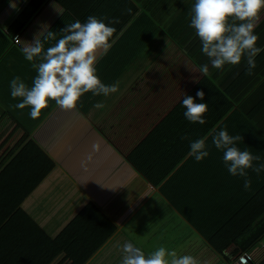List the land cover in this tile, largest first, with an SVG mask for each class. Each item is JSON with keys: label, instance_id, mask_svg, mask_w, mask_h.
Masks as SVG:
<instances>
[{"label": "crops", "instance_id": "1", "mask_svg": "<svg viewBox=\"0 0 264 264\" xmlns=\"http://www.w3.org/2000/svg\"><path fill=\"white\" fill-rule=\"evenodd\" d=\"M14 2L17 8L0 0V264H82L117 230L147 254L163 246L194 256L200 264L235 263L245 253L249 231L218 253L154 183L184 164L185 154L174 152L173 142L197 140L187 131L194 125L198 134L197 123L180 121L186 111L183 98L203 75L195 63L173 58V47L160 58H129L144 60L141 69L137 62L139 71L128 59L101 58L98 75L105 84L119 81V95L87 93L70 111L52 102L40 118L32 119L30 109L15 108L19 101L10 95L13 78L31 85L37 74L23 55V44L45 28L59 38L67 25L55 24L62 9L49 2L19 33L17 43L8 30L30 0ZM63 2L77 12L75 0ZM54 43L46 42L45 48ZM97 102L106 106L98 109ZM178 106L183 115L173 117ZM94 143L98 152L92 150ZM201 163L196 161L197 171ZM184 170L183 180L181 175L169 180L174 188L189 181ZM213 175L218 178L209 185L195 172L192 187L184 190L192 212L228 206L234 198L229 189L241 185L237 180L244 183L227 169ZM248 252L252 264H264V237Z\"/></svg>", "mask_w": 264, "mask_h": 264}, {"label": "trees", "instance_id": "2", "mask_svg": "<svg viewBox=\"0 0 264 264\" xmlns=\"http://www.w3.org/2000/svg\"><path fill=\"white\" fill-rule=\"evenodd\" d=\"M49 2L62 9L55 21L59 26H66L76 20L86 22L88 16L101 19L107 17L105 23H109L112 18L119 19V23L109 25L116 29L114 35L119 38L107 53H103L102 58L128 59L134 65L131 68L139 71L137 62H140L138 66L141 69L144 58H160L173 47L171 49L173 58H189L199 70L202 65H209L208 74L201 72L203 75L200 82H197L187 94L194 97L197 103L208 104V111L204 117L206 122L202 125L196 124L198 134L193 132L196 128L194 125L188 126L187 131L188 135L193 134L194 139L201 136L207 138L210 154L202 161V166L199 164L202 171H197L196 160L187 155L190 141L173 142L174 147H171L173 151L185 154L180 161L184 164L181 168L175 167L164 179L154 180V183L157 184L160 193L189 220L215 251L222 254L230 241L247 231L250 232V236L243 244V248L244 252L251 250L264 237V219L261 217L264 214V171L257 174L249 170L251 180L249 189L246 190L244 183L237 180L236 182L241 185L236 190L229 189L230 197L234 192V198L229 200L228 206L219 208L217 206L214 211H210V206H205L200 215L199 212H192L188 197H185L183 192L192 187L190 184L194 182L195 172L202 176L203 184L210 185L212 179L218 178L213 175L215 172L221 174L227 169L222 160V152L211 142L212 134L221 129L227 130L230 135H241L243 139L237 146L241 150L259 155L261 157L259 163H264V144L260 147L257 145L260 141L264 142V51L255 57L256 67L251 75L245 74L247 70L244 62L239 66L225 65L223 69L212 68L208 58L201 51L199 38L190 26L189 13L195 0H75L77 12L65 5L63 0H30L11 24L8 30L10 38L19 35L28 27ZM127 9H131V13ZM53 29L56 30V27ZM255 34L259 36L257 46L264 48V19L255 28ZM1 36L5 39L4 42L8 43L9 38L6 39L7 36L2 34ZM0 40L2 41L1 37ZM13 45L16 46L15 43ZM129 58L143 59L136 61ZM123 69L127 70V67L123 65ZM198 91L205 93L204 100L197 97ZM178 108L179 106L174 110L173 117L182 114ZM181 117L182 123L188 121L185 116ZM189 123L193 124L188 121ZM184 168L188 170L189 181L183 183L181 188L178 186L174 188L170 182L178 175H181L183 180L186 176ZM170 174L171 179L166 180ZM256 222L259 223L255 224ZM125 241L141 248L125 231L117 230L82 264H120L121 253L117 245ZM252 262L253 260L249 264Z\"/></svg>", "mask_w": 264, "mask_h": 264}, {"label": "clouds", "instance_id": "3", "mask_svg": "<svg viewBox=\"0 0 264 264\" xmlns=\"http://www.w3.org/2000/svg\"><path fill=\"white\" fill-rule=\"evenodd\" d=\"M11 7L17 8L14 0ZM57 8V5H54ZM58 10V8H57ZM131 13V9H127ZM190 26L201 42V51L208 58L211 67L223 69L225 65L239 66L245 63L246 74L251 75L256 67L255 57L264 51L257 46L259 36L255 34L261 20L264 19V0H195L189 13ZM96 16H88L86 22L67 24L60 30L58 38L55 31L45 28L38 33L33 42H24L22 52L25 59L32 62L36 71L31 85L16 76L10 81V95L19 102L15 108H29L32 119L41 117L43 110L54 102L59 108L70 111L80 106L85 94L110 97L120 94V82L105 84L99 77L96 64L116 43V29L110 24L119 23L112 18L109 23ZM55 43L45 48V43ZM200 71L208 74L209 65L201 66ZM204 100L205 93H196ZM185 118L193 123L204 124L208 104L197 103L195 98L185 95L182 101ZM106 105L97 102L95 107L103 109ZM187 139V137H183ZM207 138L190 141L187 155L197 162L209 156ZM243 139L239 134L230 135L225 129L214 132L212 145L222 152V160L228 172L244 179L245 189L251 187L249 170L259 174L264 171L261 157L248 150H241L237 145ZM99 144L92 145L93 152H98ZM92 156L89 155L86 165ZM121 253L120 264H200L194 256L178 255L166 247L145 254L134 243L125 241L117 245Z\"/></svg>", "mask_w": 264, "mask_h": 264}, {"label": "built area", "instance_id": "4", "mask_svg": "<svg viewBox=\"0 0 264 264\" xmlns=\"http://www.w3.org/2000/svg\"><path fill=\"white\" fill-rule=\"evenodd\" d=\"M13 38L17 43L20 41V36L18 34H16ZM252 260H253L252 254H250L249 252H245L240 256H238L237 261L233 264H249L251 263Z\"/></svg>", "mask_w": 264, "mask_h": 264}]
</instances>
